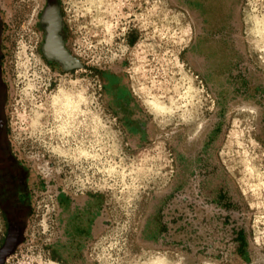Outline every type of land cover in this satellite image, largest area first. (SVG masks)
Here are the masks:
<instances>
[{"label": "rangeland", "instance_id": "1", "mask_svg": "<svg viewBox=\"0 0 264 264\" xmlns=\"http://www.w3.org/2000/svg\"><path fill=\"white\" fill-rule=\"evenodd\" d=\"M56 1L80 68L45 0H0L31 187L4 264H264V0Z\"/></svg>", "mask_w": 264, "mask_h": 264}, {"label": "flooded vegetation", "instance_id": "2", "mask_svg": "<svg viewBox=\"0 0 264 264\" xmlns=\"http://www.w3.org/2000/svg\"><path fill=\"white\" fill-rule=\"evenodd\" d=\"M45 1L47 4L48 0ZM3 33L0 13V211L5 219L7 234L12 222L27 219L31 211V187L30 172L22 157L16 153L10 138L8 107L11 91L5 70Z\"/></svg>", "mask_w": 264, "mask_h": 264}, {"label": "water", "instance_id": "3", "mask_svg": "<svg viewBox=\"0 0 264 264\" xmlns=\"http://www.w3.org/2000/svg\"><path fill=\"white\" fill-rule=\"evenodd\" d=\"M62 20L58 2L48 0L40 15V22L44 24L45 31L41 51L46 59L56 62L65 71L80 68L82 67L80 60L73 56L65 46L62 35ZM25 224L26 218L10 224L5 239L0 246V264H4L6 258L22 242Z\"/></svg>", "mask_w": 264, "mask_h": 264}, {"label": "bare ground", "instance_id": "4", "mask_svg": "<svg viewBox=\"0 0 264 264\" xmlns=\"http://www.w3.org/2000/svg\"><path fill=\"white\" fill-rule=\"evenodd\" d=\"M139 92V91H138ZM68 93V92H67ZM67 93H65V94H67ZM64 94V95H65ZM65 97H67V96H65ZM70 97V96H69ZM63 98H64V96H63ZM68 99V98H67ZM71 99V98H70ZM145 100V102L147 103V106L149 107V109L154 113V114H156L157 113V111H158V109H159V103L157 102V101H155V102H152V103H150L147 99H144ZM150 100H152V99H150ZM70 101V100H69ZM68 103V102H67ZM62 104H63V102H62ZM63 106H64V104H63ZM161 111V110H160Z\"/></svg>", "mask_w": 264, "mask_h": 264}]
</instances>
